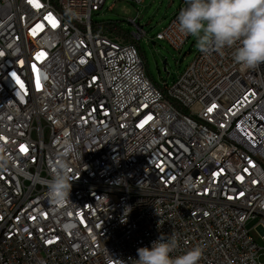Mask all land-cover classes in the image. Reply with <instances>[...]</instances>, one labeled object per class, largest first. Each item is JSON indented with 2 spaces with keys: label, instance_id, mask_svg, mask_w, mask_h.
<instances>
[{
  "label": "built area",
  "instance_id": "2783aa9c",
  "mask_svg": "<svg viewBox=\"0 0 264 264\" xmlns=\"http://www.w3.org/2000/svg\"><path fill=\"white\" fill-rule=\"evenodd\" d=\"M104 2L0 0V264H132L171 233L172 255L264 264V63L197 51L156 85L135 18L92 20ZM184 7L154 36L177 51Z\"/></svg>",
  "mask_w": 264,
  "mask_h": 264
},
{
  "label": "clouds",
  "instance_id": "9594fccd",
  "mask_svg": "<svg viewBox=\"0 0 264 264\" xmlns=\"http://www.w3.org/2000/svg\"><path fill=\"white\" fill-rule=\"evenodd\" d=\"M186 7L178 14L179 31L196 41V48L205 55L222 54L234 49V61L245 69L264 63V0H185ZM7 164L0 159V168ZM73 177L66 170L58 171L48 184L50 197L57 203L69 200ZM175 233L161 236L151 247L137 249L138 259L132 264H199L204 249L197 244L180 250ZM117 264H125L117 260Z\"/></svg>",
  "mask_w": 264,
  "mask_h": 264
},
{
  "label": "rangeland",
  "instance_id": "374dc122",
  "mask_svg": "<svg viewBox=\"0 0 264 264\" xmlns=\"http://www.w3.org/2000/svg\"><path fill=\"white\" fill-rule=\"evenodd\" d=\"M180 0H143L135 3L130 0H105L102 10L92 15V20L101 24L114 23L122 30L135 32L136 26L130 23L129 18H135L145 31L139 41V49L146 64V69L156 85H172L187 65L194 58L196 41L189 37L180 51H177L167 42L155 40L154 36L168 23L176 10ZM111 30V29H110ZM264 246V239L260 240ZM264 262V257L260 258Z\"/></svg>",
  "mask_w": 264,
  "mask_h": 264
},
{
  "label": "snow or ice",
  "instance_id": "6c2138e0",
  "mask_svg": "<svg viewBox=\"0 0 264 264\" xmlns=\"http://www.w3.org/2000/svg\"><path fill=\"white\" fill-rule=\"evenodd\" d=\"M30 2H31V0H30ZM209 111H211V109H209ZM23 150V149H22Z\"/></svg>",
  "mask_w": 264,
  "mask_h": 264
},
{
  "label": "trees",
  "instance_id": "16d2710c",
  "mask_svg": "<svg viewBox=\"0 0 264 264\" xmlns=\"http://www.w3.org/2000/svg\"><path fill=\"white\" fill-rule=\"evenodd\" d=\"M112 29V28H111Z\"/></svg>",
  "mask_w": 264,
  "mask_h": 264
}]
</instances>
